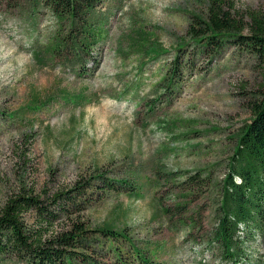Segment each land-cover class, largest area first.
<instances>
[{
	"label": "rangeland",
	"instance_id": "374dc122",
	"mask_svg": "<svg viewBox=\"0 0 264 264\" xmlns=\"http://www.w3.org/2000/svg\"><path fill=\"white\" fill-rule=\"evenodd\" d=\"M210 4L104 0L92 17L97 44L52 51L65 34L49 10L0 0V208L14 192L50 200L89 180L87 228L126 237L97 233L89 260L71 264H231L211 231L237 136L264 91V60L233 41L205 47L188 36L189 23L204 28L192 15L207 20ZM219 4L233 34H251L252 18H264V0ZM177 54L188 63L170 95L160 84ZM197 172L202 183L183 184ZM103 180L114 188L97 194ZM245 253L264 261V238ZM0 264L26 263L0 255Z\"/></svg>",
	"mask_w": 264,
	"mask_h": 264
},
{
	"label": "trees",
	"instance_id": "16d2710c",
	"mask_svg": "<svg viewBox=\"0 0 264 264\" xmlns=\"http://www.w3.org/2000/svg\"><path fill=\"white\" fill-rule=\"evenodd\" d=\"M5 1L16 5L20 0ZM32 1H39L49 10L59 22V29L64 31L65 35L59 32L54 36L56 42L52 51L56 47L70 45L91 48L100 41L102 28L94 26L92 17L104 0ZM210 1L207 20L192 15L194 22L202 23L204 28L195 30V24L191 22L188 36L205 47L233 41L264 60V18H252L251 34H233L229 28L230 20L224 13L221 15V0ZM180 49L182 46L178 47ZM157 56L154 54V57ZM187 63L188 59L183 61L179 54L176 55L173 66L165 72L160 84L164 85V91L168 89L170 95L180 91L177 71ZM251 112L252 118L239 132L227 171L221 179L216 220L211 231V239L219 246L221 256L231 264L242 260H247L249 264H264L259 260L253 262L245 253L246 242L256 241L257 237L264 238V91L261 99L251 104ZM199 175L197 172L188 176L183 184L197 186L203 182ZM92 186L91 181L79 179L71 188L52 193L50 200L24 190L10 195L0 208V255L16 257L26 264H71L74 260H89L87 242L90 238L94 239L97 233L114 241L119 237L126 238L123 232L114 229L87 228L82 220V211L92 201V193L87 192ZM99 187L103 189H98L97 194L114 188L105 180L102 185L96 184V188ZM163 211L168 214L170 208ZM28 212L33 213L31 224L24 222ZM61 218L65 222L58 224ZM139 258L142 264H151L144 256Z\"/></svg>",
	"mask_w": 264,
	"mask_h": 264
}]
</instances>
